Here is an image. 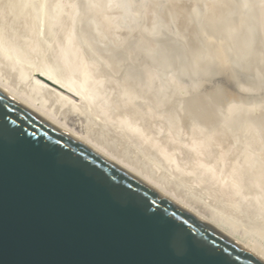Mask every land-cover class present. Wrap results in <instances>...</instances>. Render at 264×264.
Here are the masks:
<instances>
[{
	"label": "rangeland",
	"instance_id": "1",
	"mask_svg": "<svg viewBox=\"0 0 264 264\" xmlns=\"http://www.w3.org/2000/svg\"><path fill=\"white\" fill-rule=\"evenodd\" d=\"M196 1L0 0V23L3 24L0 28H5L7 35L12 36L15 42L19 40V44L25 45L32 40L27 43L31 45L32 50L35 44L39 45L35 46L36 51L33 50L35 51L33 58L35 62L37 61L38 67L46 60L48 63H55L56 60L60 64L63 61L64 64L65 61L66 64L71 61L68 66L57 63L55 65L72 71L78 70L81 66L89 69L90 66L92 68L90 71L94 74L91 76L100 82L102 89L105 86L114 88L108 89L114 97L126 104L129 101L132 109L142 113V117L151 124L154 122V125L159 127L161 123L158 129L161 131L158 135L159 137L161 135L159 138L161 142L158 141L160 143H153V146L152 143H147L142 145L143 148L141 145L139 147L135 144L138 142H132L133 139L120 135L121 130H117L116 127L111 128L112 132L108 131L107 142L102 138L99 142L88 136L82 130V126H88L96 133L104 125L88 122L85 117L80 118L81 122H77V116H70L69 122H64L51 110V103L45 108L42 101L28 97L31 96L29 91L32 89V80L23 79V75L21 77L18 72L23 68H33V60L20 58L14 62L11 59V64L2 63L4 66L0 67L2 68L0 85L24 99L33 108L42 109L49 118L62 123L69 130L74 129L79 136L85 137L89 144L205 220L214 223L240 242L249 243L256 233H264V0ZM14 33L18 38L23 36V39H18ZM2 51L1 48L0 56ZM71 57L73 60H70ZM83 57L86 64L82 61ZM8 59L5 60L9 61ZM22 62L28 66L22 67L24 65ZM80 62L81 66L78 65ZM7 76L10 77V83L14 82L22 91L6 82ZM111 82L115 85L113 86ZM113 91L116 93L113 94ZM151 116L156 118L153 122ZM93 121H96L95 118ZM76 122L79 123V128H74ZM156 122L159 124H155ZM114 130L120 134L116 135ZM173 132L175 136L170 134ZM196 135L204 136L210 143L214 141L216 148L213 146V150H223L225 154L229 152L226 154L227 158L242 169L240 183L244 182L240 184L242 195L239 193L240 204L236 209L225 207L216 195L212 194L214 191L208 190L209 187L202 179L200 178L199 182L198 175L196 177L193 163L185 152L186 146L193 139L191 137ZM208 136L212 138H207ZM124 138L127 139L122 140ZM169 140L172 142L169 143ZM184 140L189 143H184ZM103 141L106 144L102 145ZM164 142L166 144L163 148ZM174 142L177 144L173 146L179 147L178 149L172 148ZM156 144H160L161 149ZM163 149L165 152H162ZM253 202H256L257 208Z\"/></svg>",
	"mask_w": 264,
	"mask_h": 264
},
{
	"label": "water",
	"instance_id": "2",
	"mask_svg": "<svg viewBox=\"0 0 264 264\" xmlns=\"http://www.w3.org/2000/svg\"><path fill=\"white\" fill-rule=\"evenodd\" d=\"M0 264H264L0 91Z\"/></svg>",
	"mask_w": 264,
	"mask_h": 264
},
{
	"label": "bare ground",
	"instance_id": "3",
	"mask_svg": "<svg viewBox=\"0 0 264 264\" xmlns=\"http://www.w3.org/2000/svg\"><path fill=\"white\" fill-rule=\"evenodd\" d=\"M128 1V0H127ZM198 1V0H197ZM196 1V2H197ZM121 2V1H119ZM123 2V1H122ZM137 3V2H136ZM194 3V2H193ZM120 4V3H119ZM207 4V3H206ZM123 6V5H122ZM199 6V5H198ZM224 6V5H223ZM1 9V8H0ZM93 9V8H92ZM94 10V9H93ZM1 11V10H0ZM142 13V12H141ZM123 15V13H122ZM95 16V15H94ZM127 16V15H126ZM122 17V16H121ZM34 19V18H33ZM121 19V18H120ZM180 19V18H179ZM124 20V19H123ZM226 20V18H225ZM84 22V20H83ZM210 22V21H208ZM5 23V22H4ZM17 23V22H16ZM2 24V22L0 23V25ZM20 24V23H18ZM23 24V23H22ZM182 24V23H180ZM3 25V24H2ZM5 25V24H4ZM15 25V24H14ZM28 25V24H27ZM136 25V24H135ZM186 25V24H185ZM124 26V25H123ZM130 26V25H129ZM3 27V26H2ZM7 27V26H5ZM16 28V27H15ZM20 28V27H19ZM2 29L5 30V28H0V52H1V48H2V53H1V57L0 56V67H3L4 65L2 63L7 62L11 64V61L14 62V60H20V58H25L26 59H30L31 61L35 58H33V53L36 51L35 49H37L35 46H37L35 44L34 49L35 51L32 50V47H30L31 45H28L27 43L31 42L29 40V42H26L25 45H23L22 43H18L19 40H17L18 42L13 41V39L11 38L12 36L7 35L8 32L3 31ZM31 29V28H30ZM8 30V28H7ZM11 30V29H10ZM13 30V29H12ZM28 31V29H27ZM20 32V31H19ZM19 32H15L17 34H19ZM31 32V31H30ZM37 32V31H36ZM13 33V32H11ZM14 33V34H15ZM34 33V32H33ZM187 33V32H186ZM23 34V33H22ZM28 34V33H27ZM26 34V35H27ZM184 34V33H183ZM16 35V34H15ZM34 35V34H33ZM181 35V34H180ZM17 36V35H16ZM22 36V35H21ZM37 36V35H35ZM194 36V35H193ZM253 36V35H252ZM251 36V37H252ZM26 37V36H25ZM86 37V36H85ZM18 38V36H17ZM20 38V37H19ZM18 38V39H19ZM23 39V36L22 38ZM36 39V38H35ZM144 38H142L143 41ZM42 40V39H41ZM96 40V39H95ZM25 43V40H23ZM44 41V39H43ZM34 42V41H33ZM32 42V43H33ZM42 42V41H41ZM83 42V41H82ZM104 42V41H103ZM147 42V41H146ZM37 43V42H36ZM45 43V41L43 42ZM131 44V43H130ZM141 44V43H140ZM33 45V44H32ZM41 45V44H40ZM43 45V44H42ZM49 45V44H48ZM47 45V46H48ZM39 46V45H38ZM46 46V47H47ZM106 46V45H105ZM146 46V45H145ZM41 47V46H40ZM132 47V46H131ZM263 47V46H262ZM57 48V47H56ZM55 48V49H56ZM41 50V48H39ZM45 49V48H44ZM52 50V49H51ZM57 50V49H56ZM32 51V52H31ZM38 51V50H37ZM43 51V50H42ZM45 51V50H44ZM58 52L60 50H57ZM56 51V52H57ZM161 51V50H159ZM72 52V51H71ZM76 52V51H75ZM148 52V50H147ZM155 52V51H154ZM10 53V54H9ZM39 53V52H38ZM64 53V52H63ZM65 53L67 54V52L65 51ZM70 53V52H69ZM77 53V52H76ZM104 53V52H103ZM79 54V53H77ZM148 54V53H147ZM171 54V53H170ZM39 55V54H38ZM52 55V54H51ZM54 55V54H53ZM68 55V54H67ZM73 55V54H72ZM81 55V54H80ZM151 55V54H150ZM162 55V54H161ZM159 55V56H161ZM183 55V54H182ZM12 58H11V57ZM35 56V55H34ZM66 56V55H65ZM76 56V54H75ZM123 56V55H122ZM55 57V56H54ZM70 57V56H69ZM74 57V55H73ZM90 57V56H89ZM166 57V54H165ZM202 57V56H201ZM9 58L8 60L11 61H6L5 59ZM14 58V59H13ZM37 58V57H36ZM39 58V56H38ZM53 58V57H52ZM57 58V57H56ZM66 58V57H65ZM77 59H79L78 57H76ZM82 59V55L80 57ZM157 58V57H156ZM162 58V57H161ZM4 59V60H3ZM40 59V58H39ZM67 59V58H66ZM65 59V60H66ZM72 59V57L70 58V60ZM81 59H79L81 61ZM3 60V61H2ZM24 60V59H23ZM37 60V59H36ZM69 60V61H70ZM73 60V59H72ZM31 61H27V62H31ZM32 61V65L33 68L30 69H25L23 68L21 72H18L17 69L16 71L19 73L18 75H23V79H31L32 80V89L31 91H29L31 94V96L28 95L29 98H32L36 101H42V106L43 107H47L50 103H51V110L53 112H56V116L60 117L63 119L64 122H69V117L70 116H77L76 120L77 122L80 121V118L85 117L87 119L88 122H91L97 125H104L103 127H100V131L96 132L94 130L93 133L92 130L90 129L88 126H82V130L84 132H86V134L88 136H90L92 139L94 140H98L100 138H102L105 142L106 139L109 138V134L108 131L111 130V128L116 127L117 130H121V134L120 133H116V130H114L115 134H120L124 137H129L132 140V142H138L135 143L137 145H139V147H141L143 144L146 145L147 143H160V137L158 136L161 131H159L158 129H160L157 125H154V118L155 116H151L153 119L152 122L153 124H151V122H148L146 120V118L142 117V113H140L139 111H136L134 109H132V105L130 106V103L127 104L123 103L122 101H120V99H118L116 96L114 97V95H112L109 90H113L110 89L108 87H101L100 82H98L94 77L91 76L94 75L93 73H91V67L86 66H81L82 63H78V65H80L81 67H79L78 70H66V69H61L60 66L57 67L55 65V63L60 64L58 61L55 60V63H48L45 61V63H43V65H41L40 67H38L36 64L37 61L33 62ZM41 61V60H40ZM76 61V60H75ZM85 61L86 64V59L83 60ZM158 61V60H157ZM16 62V61H15ZM26 62V61H25ZM52 62V61H51ZM68 62V61H67ZM71 62V61H70ZM68 62V63H70ZM156 62V61H155ZM203 62V61H202ZM17 63V62H16ZM14 63V64H16ZM20 63V61L18 62ZM24 63V62H22ZM40 63V62H39ZM62 63V62H61ZM67 63V64H68ZM73 63V62H72ZM195 63V62H194ZM30 64V63H28ZM64 64V61L62 63ZM60 64V65H62ZM66 64V65H67ZM84 64V65H85ZM19 65V64H17ZM76 65V64H75ZM88 65V64H87ZM15 66V65H14ZM25 66V63L22 67ZM28 66V65H26ZM25 66V67H26ZM68 66V65H67ZM20 67V65H19ZM30 67V66H29ZM35 67V68H34ZM18 68V67H17ZM91 68V69H90ZM97 68V67H95ZM139 68V67H138ZM162 68V67H161ZM2 69V68H0ZM5 69V67H4ZM9 69V68H8ZM140 69V68H139ZM4 71V70H3ZM5 72L6 69H5ZM101 72V71H100ZM2 73V71L0 70V74ZM13 73V72H12ZM5 74V73H4ZM139 74V73H137ZM235 74V73H234ZM254 74V73H253ZM3 75V74H2ZM8 75V74H7ZM244 75V74H243ZM1 76V75H0ZM6 76V75H5ZM10 76V74L8 75ZM7 76V77H8ZM104 76V75H103ZM106 76V75H105ZM145 76V75H144ZM3 77V76H2ZM4 78V77H3ZM131 78V77H130ZM10 77H8L6 79V82H8L9 84H11L14 88H16L19 91H22L18 85L14 84V82L10 83ZM103 79V78H101ZM5 80V78H4ZM111 81V80H110ZM108 82V81H107ZM16 83V82H15ZM112 83V82H111ZM134 83V82H133ZM258 84V83H257ZM5 85V84H4ZM113 85V83H112ZM115 85V84H114ZM113 85V86H114ZM133 85V84H131ZM126 86V85H125ZM21 87V86H20ZM23 87V86H22ZM123 87V86H122ZM127 87V86H126ZM124 87V88H126ZM105 88V90H104ZM118 88V87H117ZM123 88V89H124ZM148 88V87H147ZM109 89V90H108ZM24 90V89H23ZM0 91L7 95L8 97H10L11 99H13L15 102L19 103L20 105L24 106L25 108L29 109L30 111H32L33 113H35L36 115H38L39 117L43 118L44 120H46L47 122L51 123L52 125H54L55 127H57L58 129H60L61 131H63L65 134L69 135L70 137H73L74 139H76L77 141L83 143L84 145H86L87 147H89L90 149H92L93 151L97 152L99 155L103 156L104 158H106L107 160L113 162L114 164H116L117 166L123 168L125 171L129 172L131 175H133L134 177H136L137 179L143 181L144 183H146L147 185H149L150 187H152L154 190L158 191L159 193H161L162 195H164L165 197H167L168 199H170L171 201H173L174 203H176L177 205L181 206L182 208H184L185 210H187L188 212H190L191 214L195 215L196 217H198L199 219H201L202 221H204L205 223H207L208 225H210L211 227H213L214 229L218 230L219 232L223 233L226 237H228L229 239L235 241L236 243H238L239 245L243 246L245 249L251 251L254 255H256L257 257H259L260 259H262L264 261V233L262 232H258L256 233L254 236V238L249 241V243H243L240 242L239 239H235L233 236H231L230 234L226 233L225 231H223L221 228L217 227L214 223L209 222L207 220H205L203 217L199 216L198 214H196L194 211H192L191 209H188L187 206L181 204L180 202H178L177 200H175L174 198H172L171 196H169L167 193H165L164 191H162L161 189H158L157 187H155L154 185H152L151 183H149L148 181H146L145 179H143L142 177H140L139 175L135 174L134 172L130 171L127 168H124L123 165H121L120 163L116 162L115 160H113L112 158H110L109 156H107V154L105 155L103 152H101V150H99L98 148H95L94 146H92L91 144H89L86 140L85 137L83 136H79L77 134L76 131L73 130H69L68 128L65 127V125H63L62 123L53 120L51 118L48 117V115L46 114V112L44 113V111L42 109H35L32 106H30V104L28 102H26L24 99H22L21 97H19L18 95H15L14 93H12L10 90H8L7 88L3 87L2 85H0ZM122 91V90H121ZM27 93V92H26ZM24 92V94H26ZM110 93V94H109ZM116 93L113 91V94ZM118 93V92H117ZM120 93V92H119ZM118 93V94H119ZM156 94V92H155ZM117 95V94H116ZM120 95V94H119ZM117 95V96H119ZM129 95V93H128ZM172 95V94H171ZM123 97V95H120ZM198 96V95H196ZM202 96V95H201ZM121 97V98H122ZM130 97V96H128ZM193 97V96H192ZM208 97V96H207ZM261 97V96H260ZM120 98V97H119ZM134 98V97H133ZM204 98V97H203ZM213 98V97H212ZM31 99V100H32ZM50 101H49V100ZM201 99V98H200ZM123 100V99H121ZM195 100V99H194ZM126 101V100H125ZM39 102V103H40ZM130 102H132L130 100ZM137 102V101H136ZM207 102V100H206ZM133 103V102H132ZM135 103V102H134ZM139 103V102H137ZM168 104V102H167ZM174 104V103H173ZM177 105V104H176ZM168 107V106H167ZM203 107V106H202ZM199 108V107H198ZM136 109V108H135ZM139 109L142 110V108L139 107ZM138 109V110H139ZM144 109V108H143ZM147 109V108H146ZM50 110V111H51ZM189 110V109H188ZM192 110V109H191ZM190 110V111H191ZM148 111V109H147ZM142 112V111H141ZM144 112V110H143ZM149 112V111H148ZM249 113V112H248ZM263 113V112H262ZM145 114V112H144ZM157 114V113H156ZM155 114V115H156ZM148 115V114H147ZM93 116V117H92ZM162 117V116H161ZM72 118V117H71ZM93 118H95L96 121H93ZM150 118V116H149ZM148 118V119H149ZM164 118V117H163ZM156 119V118H155ZM166 119V118H165ZM164 120V119H163ZM188 120V119H187ZM71 121V120H70ZM150 121V120H149ZM160 121V120H159ZM166 121V120H165ZM224 121V120H223ZM243 121V120H242ZM75 123L74 124V128H79L80 125L79 123ZM81 122V121H80ZM104 122V124H103ZM170 122V121H169ZM205 122V121H204ZM72 123V122H71ZM83 123V121H82ZM158 122H156L155 124H157ZM163 123V122H162ZM87 124V123H86ZM92 124V125H93ZM159 124V123H158ZM167 124V123H164ZM255 124V123H254ZM84 125V124H83ZM101 125V126H102ZM190 125V124H189ZM239 125V124H238ZM234 126V125H233ZM73 127V125H72ZM92 127V126H91ZM221 127V126H220ZM248 127V126H247ZM97 128V126H96ZM170 128V127H169ZM236 128V126H235ZM234 128V129H235ZM103 129V130H102ZM171 129V128H170ZM173 129V128H172ZM239 129V128H238ZM237 129V130H238ZM168 130V129H167ZM178 130V128H177ZM176 130V131H177ZM174 131V130H173ZM112 132V130H111ZM110 132V133H111ZM113 132V133H114ZM119 132V131H118ZM175 132V131H174ZM170 133V134H174ZM184 132V131H183ZM237 132V131H236ZM177 133V132H175ZM186 133V132H185ZM184 133V134H185ZM96 134V135H95ZM162 134H164V131L162 132ZM167 134V132H166ZM165 134V135H166ZM169 134V132H168ZM178 134V133H177ZM176 134V135H177ZM184 134L182 136H184ZM195 134V132H194ZM193 134V135H194ZM199 134V133H198ZM201 134V133H200ZM235 134V133H234ZM233 134V135H234ZM101 135V136H100ZM111 135V134H110ZM163 135V136H165ZM189 135L190 132H189ZM203 135V134H202ZM200 135V136H202ZM212 135V134H211ZM121 136V138H122ZM175 136V134H174ZM179 136V134H178ZM186 136V135H185ZM198 135H196L195 137L192 136L191 138L192 141L189 143L187 141L184 140V143L186 142L188 145L186 146L187 150L185 151L186 154L188 155V159H190L193 164V171L196 173V177L198 175V179H202V182H204V184H206L209 188L208 190H213L214 193H212L210 191V193L215 194L216 197L222 202L223 205H225V207L227 206L228 208L230 207L232 210L233 208L236 209L238 207L239 203V193L241 191L240 188V184H242L244 181H242V183H240V178H241V173H240V169L239 165H235L234 162H232V160H230V158H227L228 153L225 154V152L223 150H213V146H214V141L206 139L204 136L200 137ZM206 136V135H205ZM111 137V136H110ZM172 137V136H170ZM188 137V136H187ZM190 137V136H189ZM204 137V138H203ZM210 136H208L207 138H209ZM215 137V136H214ZM217 137V136H216ZM118 138V137H117ZM120 138V137H119ZM127 138H124L122 140H126ZM164 138V137H163ZM167 138V136H166ZM177 138V137H176ZM175 138V139H176ZM212 137H210L211 139ZM102 139H100L102 141ZM170 139V138H169ZM173 139V138H171ZM179 139V138H177ZM184 139V138H183ZM242 139V138H241ZM250 139V138H249ZM121 140V141H122ZM129 140V139H128ZM166 140V139H165ZM168 140V139H167ZM166 140V141H167ZM181 140V139H180ZM222 140V139H221ZM220 140V141H221ZM103 141L102 145L106 144ZM112 141V140H111ZM117 141V140H116ZM160 141V142H158ZM172 142V140H169ZM217 141V139H216ZM100 142V141H99ZM123 142V141H122ZM126 142V141H125ZM163 142V141H162ZM177 142V141H176ZM182 142V140H181ZM243 142V140H242ZM250 142V140H249ZM253 142V141H252ZM111 143V142H110ZM129 143V142H128ZM142 143V144H141ZM180 143V141H179ZM183 143V142H182ZM254 143V142H253ZM117 144V143H116ZM163 144V143H162ZM166 142H164L163 144V148L165 146ZM172 143V148L177 144ZM221 144V143H220ZM126 145V144H125ZM141 145V146H140ZM157 146H159L158 144H156ZM174 145V146H173ZM216 145V144H215ZM181 146V144H180ZM252 146V145H251ZM128 147V146H127ZM138 147V146H137ZM138 147V148H139ZM147 147V146H146ZM145 147V148H146ZM155 147V146H154ZM185 147V146H184ZM215 147V146H214ZM254 147V146H253ZM134 148V147H133ZM136 148V149H138ZM143 148V146H142ZM148 148V147H147ZM146 148V149H147ZM153 149V147H151ZM150 148V149H151ZM158 148L161 149V147L159 146ZM174 148H179V147H174ZM181 149L183 148L180 147ZM216 148V147H215ZM218 148V147H217ZM225 148V147H224ZM227 148V147H226ZM157 149V147H156ZM220 149V148H219ZM126 150V149H125ZM141 150V149H140ZM164 150V149H163ZM166 150V147H165ZM162 151V152H165ZM168 150H170L168 148ZM180 150V149H179ZM178 150V151H179ZM185 150V149H184ZM225 150V149H224ZM158 151V150H157ZM173 151V150H170ZM226 151V150H225ZM231 151V150H230ZM127 152V151H126ZM143 152V151H142ZM184 152V154H185ZM168 153V152H167ZM122 154V153H121ZM136 154V153H135ZM154 154V153H153ZM166 154V153H165ZM176 154V153H174ZM183 154V153H182ZM183 154V155H184ZM131 155V154H130ZM146 155V154H144ZM156 155V154H155ZM182 155V156H183ZM233 156V155H232ZM231 156V157H232ZM135 157V156H134ZM148 157V156H147ZM178 157V156H177ZM230 157V156H229ZM234 157V156H233ZM237 157V156H235ZM150 158V157H149ZM168 158V157H167ZM172 158V157H171ZM174 158V157H173ZM152 159V158H151ZM155 159V158H153ZM244 159V158H243ZM156 160V159H155ZM154 160V161H155ZM175 160V159H174ZM181 160V159H180ZM240 160V159H239ZM263 160V159H262ZM187 161V159H186ZM235 161V160H234ZM251 161V160H249ZM255 161V160H254ZM260 161V160H259ZM144 162V161H143ZM158 162V161H157ZM248 162V161H247ZM258 161L256 160V163ZM162 163V162H161ZM261 163V162H260ZM169 164V163H168ZM256 165V164H255ZM149 166V165H147ZM146 166V167H147ZM167 166V165H166ZM257 166V165H256ZM241 167V166H240ZM247 167V166H246ZM260 167V166H259ZM255 168V166H254ZM248 169V168H247ZM256 169V168H255ZM148 170V169H147ZM242 170V169H241ZM254 170V169H253ZM257 170V169H256ZM192 171V170H191ZM192 171V172H193ZM193 172V174H194ZM258 172V170H257ZM252 172H250L251 174ZM256 173V172H255ZM259 173V172H258ZM247 174V173H246ZM254 174V173H253ZM257 174V173H256ZM254 174V175H256ZM263 173H261L262 175ZM258 175V174H257ZM259 174V176H261ZM155 176V175H154ZM243 176V174H242ZM250 176V175H248ZM256 177V176H255ZM254 178V177H253ZM263 178V177H261ZM201 179L199 180V182L201 181ZM260 179V178H259ZM247 180V179H246ZM263 180V179H262ZM248 181V180H247ZM253 182V181H251ZM257 183V182H256ZM249 184V183H248ZM205 185V186H206ZM259 185V184H258ZM203 186V185H202ZM244 186V185H243ZM242 187V186H241ZM254 187V185L252 186V188ZM207 188V187H206ZM203 188V189H206ZM250 188V187H249ZM259 189V188H258ZM255 191V190H254ZM207 192V190H206ZM249 192V191H248ZM246 192V194L248 193ZM251 192V191H250ZM260 192V190H259ZM204 193V191H203ZM209 193V192H208ZM209 193V194H210ZM241 194V193H240ZM249 194V193H248ZM255 194V193H254ZM214 195V197H215ZM242 195V194H241ZM240 195V196H241ZM258 195V194H256ZM190 196V195H189ZM211 197H213V195L210 194ZM249 196V195H248ZM251 196V195H250ZM207 197V196H206ZM205 197V198H206ZM255 197V196H254ZM261 197V195H260ZM208 198V197H207ZM216 198V199H217ZM242 198V197H241ZM244 198V196H243ZM242 198V200H243ZM248 198V197H246ZM245 198V199H246ZM257 198V197H256ZM262 198V197H261ZM187 199V198H186ZM215 199V198H214ZM249 199H251V197H249ZM210 200V199H209ZM241 200V201H242ZM254 200V199H253ZM256 200V199H255ZM219 202V201H217ZM254 203V202H253ZM256 203V202H255ZM254 203V207L257 208V204ZM216 204V203H215ZM246 204V203H245ZM221 205V204H218ZM253 205V204H252ZM256 205V206H255ZM242 206V205H241ZM239 206V208L241 207ZM261 206V205H258ZM223 207V206H222ZM209 208V207H208ZM212 208V207H211ZM218 209V208H217ZM227 209V208H226ZM261 209V208H260ZM260 209L257 211L259 212ZM213 210V209H212ZM239 210V209H237ZM251 210V209H250ZM253 210V208H252ZM251 210V211H252ZM214 211V210H213ZM217 212V210H216ZM230 212V211H229ZM237 212V211H234ZM248 212V210H247ZM255 212V211H253ZM256 212V214H258ZM213 214V213H212ZM220 214V213H219ZM223 214V213H222ZM255 214V213H254ZM260 215V214H259ZM218 216V215H217ZM223 216V215H221ZM259 217V216H258ZM224 218V217H223Z\"/></svg>",
	"mask_w": 264,
	"mask_h": 264
}]
</instances>
